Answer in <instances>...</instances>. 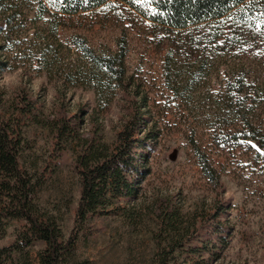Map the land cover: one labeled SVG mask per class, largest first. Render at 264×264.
Returning a JSON list of instances; mask_svg holds the SVG:
<instances>
[{
	"label": "rangeland",
	"instance_id": "1",
	"mask_svg": "<svg viewBox=\"0 0 264 264\" xmlns=\"http://www.w3.org/2000/svg\"><path fill=\"white\" fill-rule=\"evenodd\" d=\"M34 13L29 8L18 11L0 34L4 45L0 57L7 62L0 71V88L7 109L23 103L27 95L37 101L45 123L55 116L81 113V132L95 129L92 121H97L103 139L113 144L130 118L134 101L145 117L136 136L153 134L145 149L148 170L138 196L126 200L118 212L93 219L78 241L71 264H155L156 251L170 240L163 216L174 206L183 216L197 219V225L227 227V244L219 247L221 257L210 264H264V167L254 158L252 147L258 143L235 135L249 128L227 114L214 90L222 83L220 69L204 71L193 88L186 81L190 70L195 71L189 62L198 55H178L187 61L174 77L179 86L175 88L164 72L166 54L173 46L149 21L124 18L102 7L81 12L56 28L55 20L47 16L32 21ZM76 33L101 53L115 51L119 38L127 37V85L115 88L107 104L100 106L91 88L65 86L78 55L71 42ZM255 54L251 51V81L264 77V57ZM29 123L22 160L31 169L47 167L40 203L57 215L68 234L80 197L76 154L61 148L43 125ZM260 124L264 127V115ZM201 157L214 169V178L205 172ZM16 231L10 225L0 244L13 240ZM41 247L31 246L28 257L18 264H40Z\"/></svg>",
	"mask_w": 264,
	"mask_h": 264
},
{
	"label": "trees",
	"instance_id": "2",
	"mask_svg": "<svg viewBox=\"0 0 264 264\" xmlns=\"http://www.w3.org/2000/svg\"><path fill=\"white\" fill-rule=\"evenodd\" d=\"M102 7L124 18L149 21L162 32L173 46L166 54L164 72L169 84L173 79L175 88L179 86L175 85L174 77L187 61L178 55H198L189 62L195 71L190 70L187 86L192 83L194 88L204 71L220 69L222 83L214 90L222 97L227 114L237 117L240 126L249 128L237 130L235 135L258 143V147H252L254 158L264 167V127L260 124L264 115V77L258 76L253 81L250 78L251 51L256 52V57L260 55L261 60L264 57V0H0V34L24 8L35 11L32 21L47 16L55 20L57 28L81 12ZM71 42L78 55L65 86L91 88L99 105L107 104L115 88L127 85L126 35L119 38L117 49L110 52L96 51L78 33ZM3 48L0 44V49ZM6 65L0 57V71ZM26 98L8 110L0 88V236L12 224L17 229L13 240L0 244V264H18L36 244L42 245L38 252L40 264H71L78 241L93 219L118 212L126 200L138 196V186L148 170L145 149L153 134L148 131L136 136L139 126L145 124V117L134 101L124 128L116 141L108 144L97 121H92L96 127L86 134L80 131L81 113L65 118L55 116L45 123L39 116L37 101L27 95ZM29 122L49 129L61 148L76 154L80 197L68 234L57 215L46 211L40 203L47 167L31 169L22 160ZM201 160L207 175L214 178V169L204 158ZM197 223V219L183 216L176 206L163 216L170 240L156 251L155 264H210L218 260L219 247L227 244V227L223 223L205 226ZM185 254L184 259H176Z\"/></svg>",
	"mask_w": 264,
	"mask_h": 264
},
{
	"label": "snow or ice",
	"instance_id": "3",
	"mask_svg": "<svg viewBox=\"0 0 264 264\" xmlns=\"http://www.w3.org/2000/svg\"><path fill=\"white\" fill-rule=\"evenodd\" d=\"M255 147V146H254Z\"/></svg>",
	"mask_w": 264,
	"mask_h": 264
}]
</instances>
